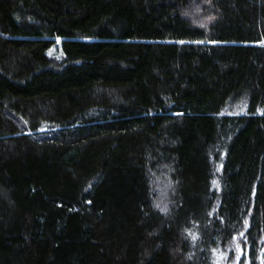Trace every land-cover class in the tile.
<instances>
[{
	"label": "trees",
	"instance_id": "trees-1",
	"mask_svg": "<svg viewBox=\"0 0 264 264\" xmlns=\"http://www.w3.org/2000/svg\"><path fill=\"white\" fill-rule=\"evenodd\" d=\"M262 42L264 0H0V264H261Z\"/></svg>",
	"mask_w": 264,
	"mask_h": 264
},
{
	"label": "snow or ice",
	"instance_id": "snow-or-ice-1",
	"mask_svg": "<svg viewBox=\"0 0 264 264\" xmlns=\"http://www.w3.org/2000/svg\"><path fill=\"white\" fill-rule=\"evenodd\" d=\"M201 27H203V25H201ZM203 42L204 41H195V43H203ZM210 42L214 43V41H210ZM180 43H185V41H180ZM262 43H264V42H262ZM262 114H264V113H262ZM213 183L216 184L217 182L213 181ZM241 235H243V233H241ZM237 252H238V255H237L235 264H239V257L245 255V251H244L243 247L237 246ZM219 256H220V259L223 260V259H225L226 254L223 252H220ZM260 258H261V264H264V252H262ZM217 264H219V261L217 262ZM248 264H251L250 260L248 261Z\"/></svg>",
	"mask_w": 264,
	"mask_h": 264
},
{
	"label": "rangeland",
	"instance_id": "rangeland-1",
	"mask_svg": "<svg viewBox=\"0 0 264 264\" xmlns=\"http://www.w3.org/2000/svg\"><path fill=\"white\" fill-rule=\"evenodd\" d=\"M238 104H239V101H231L228 104V107L236 109L238 107ZM222 264H225V262H223Z\"/></svg>",
	"mask_w": 264,
	"mask_h": 264
}]
</instances>
